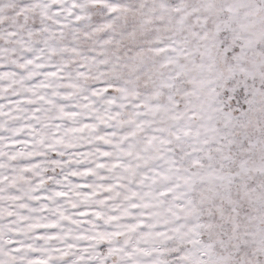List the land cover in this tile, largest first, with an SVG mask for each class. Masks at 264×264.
Masks as SVG:
<instances>
[{"label": "snow or ice", "instance_id": "obj_1", "mask_svg": "<svg viewBox=\"0 0 264 264\" xmlns=\"http://www.w3.org/2000/svg\"><path fill=\"white\" fill-rule=\"evenodd\" d=\"M0 264H264V0H0Z\"/></svg>", "mask_w": 264, "mask_h": 264}]
</instances>
